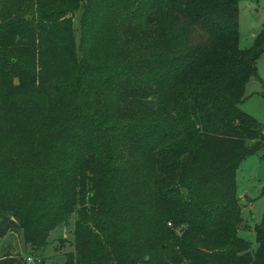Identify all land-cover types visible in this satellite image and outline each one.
I'll list each match as a JSON object with an SVG mask.
<instances>
[{
    "label": "trees",
    "instance_id": "obj_1",
    "mask_svg": "<svg viewBox=\"0 0 264 264\" xmlns=\"http://www.w3.org/2000/svg\"><path fill=\"white\" fill-rule=\"evenodd\" d=\"M239 2L0 0V239L46 264L75 216L62 264H264L236 192L264 24L240 48Z\"/></svg>",
    "mask_w": 264,
    "mask_h": 264
},
{
    "label": "rangeland",
    "instance_id": "obj_2",
    "mask_svg": "<svg viewBox=\"0 0 264 264\" xmlns=\"http://www.w3.org/2000/svg\"><path fill=\"white\" fill-rule=\"evenodd\" d=\"M79 12L72 18L76 40L79 35ZM264 24V0H240L239 2V47L247 48L253 43L252 34L257 35ZM257 76L249 80L246 98L240 108L256 119L264 131V53L256 62ZM250 95V96H248ZM236 192L240 198L242 218L249 228L258 223L264 214V156L259 152L242 162L236 172ZM75 216H72L67 227H60L51 232V243L35 257L46 260V264H62L64 254L73 250L72 229ZM239 236L255 247L253 231L240 230ZM9 244V252L19 254L22 258L28 255V247L22 243L19 234H8L0 239V250ZM28 264V263H27Z\"/></svg>",
    "mask_w": 264,
    "mask_h": 264
},
{
    "label": "built area",
    "instance_id": "obj_3",
    "mask_svg": "<svg viewBox=\"0 0 264 264\" xmlns=\"http://www.w3.org/2000/svg\"><path fill=\"white\" fill-rule=\"evenodd\" d=\"M25 261H26V263H28V264L32 262V260H31L30 257H27V258L25 259Z\"/></svg>",
    "mask_w": 264,
    "mask_h": 264
},
{
    "label": "crops",
    "instance_id": "obj_4",
    "mask_svg": "<svg viewBox=\"0 0 264 264\" xmlns=\"http://www.w3.org/2000/svg\"><path fill=\"white\" fill-rule=\"evenodd\" d=\"M261 26H263V25H261ZM255 36H256L255 34H252V38H254ZM246 88H247V86H246ZM245 95H246V90H245ZM248 96H250V95H248Z\"/></svg>",
    "mask_w": 264,
    "mask_h": 264
}]
</instances>
